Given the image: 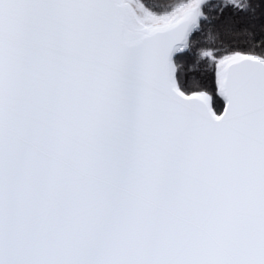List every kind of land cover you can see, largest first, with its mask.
Instances as JSON below:
<instances>
[{"label": "snow or ice", "instance_id": "6c2138e0", "mask_svg": "<svg viewBox=\"0 0 264 264\" xmlns=\"http://www.w3.org/2000/svg\"><path fill=\"white\" fill-rule=\"evenodd\" d=\"M0 264H264V0H0Z\"/></svg>", "mask_w": 264, "mask_h": 264}, {"label": "trees", "instance_id": "16d2710c", "mask_svg": "<svg viewBox=\"0 0 264 264\" xmlns=\"http://www.w3.org/2000/svg\"><path fill=\"white\" fill-rule=\"evenodd\" d=\"M239 39H243V37H239Z\"/></svg>", "mask_w": 264, "mask_h": 264}]
</instances>
